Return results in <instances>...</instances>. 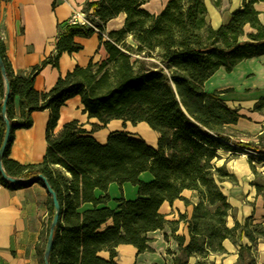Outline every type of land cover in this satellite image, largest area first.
<instances>
[{
	"label": "trees",
	"instance_id": "16d2710c",
	"mask_svg": "<svg viewBox=\"0 0 264 264\" xmlns=\"http://www.w3.org/2000/svg\"><path fill=\"white\" fill-rule=\"evenodd\" d=\"M149 0H91L81 13L92 27L67 21L58 25L56 53L34 67L27 76L14 72L0 39V57L9 86L5 117L10 131L1 165L8 177L46 179L60 205L48 264H117L116 248L130 245L137 255L153 253L149 233L172 228L177 244L171 264H216L212 255L225 254L223 242L234 243L239 236L249 242L240 245L241 264H254L264 225L253 216L227 226L231 206L221 190L222 182H233L225 165L217 167L218 151L233 152L235 146L254 152L257 162L264 157V131L257 143L243 145L232 138L231 126L241 118L237 109L227 107L221 95L232 90L206 92L204 84L221 68L226 73L242 61L264 56V23L255 5L264 0H242L227 24L213 28L207 21L206 2L219 8L221 0H169L158 15L142 8ZM56 0L53 3V8ZM120 14L123 27L106 33V24ZM98 36L105 58L91 59L60 76L48 92H38L34 82L48 65L58 68L63 53L72 55L83 47L76 38ZM5 84L0 73V146L5 133L2 103ZM79 97L82 113L101 125L111 121L146 123L159 135L157 148L126 133H111L105 145L98 144L73 120L55 133L60 111L66 102ZM264 108V97L254 106ZM49 110L45 140L47 149L39 164L23 165L10 159L15 132L33 126L32 114ZM255 177H261L251 165ZM143 174L150 179L144 181ZM44 187L43 182L13 185L0 174V185L9 189ZM116 184L120 197L112 199L109 187ZM136 188V197L126 200L122 186ZM257 194L264 186L252 183ZM196 194L197 203L182 196ZM176 200L192 205L188 218L179 214L167 221L160 208ZM113 203L114 206H110ZM48 219L43 225L37 255L44 264V248L53 216L52 200L47 202ZM112 222V227L100 228ZM184 223L188 241L176 235ZM109 251V260L101 251ZM167 254H171L167 251Z\"/></svg>",
	"mask_w": 264,
	"mask_h": 264
},
{
	"label": "crops",
	"instance_id": "0c3cea01",
	"mask_svg": "<svg viewBox=\"0 0 264 264\" xmlns=\"http://www.w3.org/2000/svg\"><path fill=\"white\" fill-rule=\"evenodd\" d=\"M0 0V39L5 45L6 56L14 72L27 76L30 71L47 58L56 53L58 25L69 21L75 13L80 12L83 5L91 0ZM169 0H149L142 8L150 14L158 15ZM242 0H221L219 8H215L207 1L208 17L213 10L219 23L208 22L213 28L227 24L233 11L240 8ZM261 15L259 19L264 23V3L255 5ZM125 21V15L120 14L106 24V33L120 30ZM208 21V20H207ZM75 42L83 49L78 53L69 55L63 53L59 58L58 68L51 65L43 68L35 78L34 88L38 92H48L56 84L60 76L66 75L76 66L85 67L91 59L103 60L105 51L100 47L98 36L94 34L88 39L76 38ZM206 92H221L232 90L221 98L230 109H237L241 118L237 124L231 126L237 134L232 140L237 144L253 145L257 137L264 131V108L255 111L254 106L260 98L264 97V56L251 58L239 63L231 73L219 69L205 84ZM79 97L66 102L61 108L59 121L55 129L58 133L64 124L77 120L83 128L90 132V136L100 145H105L110 133L118 132L117 129L109 130L104 134L105 126L102 125L97 132H91L90 125H101L94 119H88L82 113ZM49 110L32 114L33 126L29 129H20L15 132L10 150V159L23 164H39L45 155L47 144L45 140L46 126L49 121ZM101 133V135H100ZM103 134V135H102ZM235 148L243 149L235 146ZM246 150V149H245ZM249 151V150H248ZM251 152V151H250ZM254 153V152H253ZM258 156L257 154L255 155ZM220 159L221 156L219 155ZM262 162L264 157H261ZM217 159L216 162L220 161ZM215 163L217 167L225 165L229 174L233 175L236 182H222L221 190L227 197L231 212L227 217V226L233 227L235 222L242 223L246 218L253 216L255 224L264 225V189L257 194L252 183L255 175L247 161H227ZM256 172L264 177V168L258 169L252 165ZM142 178V177H141ZM127 186H122L123 196L128 200ZM132 190V189H129ZM112 199L120 197L116 184L109 187ZM136 195V194H135ZM182 196L191 204L197 203L194 192L184 191ZM136 197V196H135ZM49 195L45 187L35 183L29 187L9 189L0 185V264H40L37 255L43 225L48 219ZM132 200V199H129ZM110 206H114L113 203ZM161 213L172 218L185 214L188 218L192 212V205L185 206L182 201L176 200L172 206L164 203L160 208ZM173 218L167 221H176ZM112 227L108 221L101 228L104 231ZM176 235L183 236L188 241L187 228L184 223L178 225ZM152 239L150 244L153 253L137 255V251L130 245H119L115 250L117 264H171L173 254L177 252V244L172 239V228L167 224L162 230L149 233ZM238 248L230 241L223 242V247L228 254L215 256L216 264H234L238 258L240 245L249 246V242L237 236ZM237 248V249H236ZM170 251L171 254H167ZM257 264H264V241H259L256 251ZM101 258L109 260V251L104 250L98 254ZM194 259V258H193ZM170 260V261H169ZM192 260V259H191ZM190 260L189 264H192Z\"/></svg>",
	"mask_w": 264,
	"mask_h": 264
},
{
	"label": "rangeland",
	"instance_id": "374dc122",
	"mask_svg": "<svg viewBox=\"0 0 264 264\" xmlns=\"http://www.w3.org/2000/svg\"><path fill=\"white\" fill-rule=\"evenodd\" d=\"M207 20H208V22L211 23L212 17L211 16L208 17ZM105 127L106 128H104V126H102V125H97L96 124V125H90L88 128L91 130V132H97L101 128H104L105 129V131H103L104 134L106 133V131L108 132L109 130L117 129L118 133H121V132L126 133V134H128L129 137H133V138H136V139H141V140L145 141L148 145L152 146L153 148H157L159 135L154 130H152V128L146 123L141 122V123L131 124L130 122L123 123L122 121H115L112 124H110V126H105ZM100 135H101V133H100ZM109 135H108V137H109ZM108 137H107V140H108ZM235 150L236 151H233V152L219 150L218 151V155L221 156V159L219 157L220 161L216 162V160H217L216 159L215 162L216 163H224L223 162L224 159H227L228 162L229 161H231V162H233V161H245L246 162L247 161V163L249 165H254L255 167H258V169L264 168V159H263V162H260V163L257 162L255 153L250 152V151L245 150V149H239V148H235ZM142 179L144 181H147V180L150 179V175L149 174H143L142 175ZM255 181L264 186V180L262 178L256 177ZM234 182H236V180L231 182V183H234ZM127 187H128L127 188L128 189L127 190V194H126L127 198L128 199H134L135 196H136L135 195L136 194V188L132 187L131 185H129ZM129 189H132V190H129ZM166 218H167V220H171L173 218H178V216H175V217L172 218L171 216L167 215ZM165 226H167V224H165ZM231 244L238 248V240H237V238L234 239V243H231ZM237 251H239V249H237ZM225 254H228V253L225 252ZM215 256H221V255H212V256H210V260H212L215 263H217L216 262L217 259L214 258ZM254 260H255L254 264H257L256 254L255 253H254ZM191 262H192V264H195L196 263V259L195 258L192 259ZM165 264H166V262H165ZM234 264H241V262L239 261V257L236 259Z\"/></svg>",
	"mask_w": 264,
	"mask_h": 264
},
{
	"label": "water",
	"instance_id": "95a60500",
	"mask_svg": "<svg viewBox=\"0 0 264 264\" xmlns=\"http://www.w3.org/2000/svg\"><path fill=\"white\" fill-rule=\"evenodd\" d=\"M0 73H1V76H2V78L4 80V84H5V94H4V99H3V103H2V117L4 120V124H5V133H4V137H3V140H2V143L0 146V174H1V177L5 181H7L13 185H20V184L32 182L35 180H39V181L43 182L44 187L46 188L47 193L50 196V198L52 200V205H53V216H52L51 223L49 226V233L47 236V240H46V244H45V248H44V255H43L44 264H48V258H49V255H50V252L52 249V244H53L54 231H55V228L59 222L60 205L57 201V198H56L54 191L50 188V186L46 182V179L43 176L39 175L38 177H36L34 179H28V180L15 179V178L8 177L2 168L1 159L3 157L4 151H5L7 143H8L10 127H9V123L5 117L6 102H7L8 95H9V86H8V82L6 79L5 68H4L3 61L1 59V57H0Z\"/></svg>",
	"mask_w": 264,
	"mask_h": 264
},
{
	"label": "built area",
	"instance_id": "2783aa9c",
	"mask_svg": "<svg viewBox=\"0 0 264 264\" xmlns=\"http://www.w3.org/2000/svg\"><path fill=\"white\" fill-rule=\"evenodd\" d=\"M71 23H75V24H80V25H86L88 27H92V24H90L86 18H85V15L81 12H77L75 13V15L73 16V18H71L69 20Z\"/></svg>",
	"mask_w": 264,
	"mask_h": 264
},
{
	"label": "bare ground",
	"instance_id": "6f19581e",
	"mask_svg": "<svg viewBox=\"0 0 264 264\" xmlns=\"http://www.w3.org/2000/svg\"><path fill=\"white\" fill-rule=\"evenodd\" d=\"M210 16L212 17L213 24L217 25L219 23V20H218V17L216 16V14L213 10H210Z\"/></svg>",
	"mask_w": 264,
	"mask_h": 264
}]
</instances>
